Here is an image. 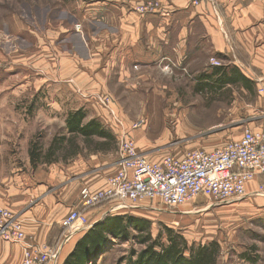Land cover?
<instances>
[{"label":"rangeland","instance_id":"1","mask_svg":"<svg viewBox=\"0 0 264 264\" xmlns=\"http://www.w3.org/2000/svg\"><path fill=\"white\" fill-rule=\"evenodd\" d=\"M64 1L67 0H0V147L16 154L17 162L10 164L20 166L26 171H32L40 163L41 169L46 171L47 166L42 163L50 162L41 160L36 164H32L31 161L28 163L26 144L30 149L31 142L38 141L43 155L55 136L67 137L66 133L59 130L61 126L59 122L51 124L50 120H47L49 115L43 114L41 110L31 112V107L35 103L37 105L41 103L38 98L32 100L33 95H38L44 89L50 91L49 83L66 84L62 80H56L60 78H54L49 67L54 60L61 61L63 52L61 49L67 45L68 40L72 46L75 45L73 37H80L86 43L85 46L89 47L90 53L96 57L104 56L95 54L103 51L108 55L107 50L99 52L97 47L107 44L112 39L111 31H103V25L99 22L90 19L79 23L72 21L63 10L61 4H64ZM204 1L213 2L187 0V3L195 7ZM165 4L162 0H140L132 8L141 16H152L163 11ZM62 28L69 31V38L63 40ZM74 50L77 54L84 52L75 46ZM66 58L70 59V56ZM212 63L219 65L220 62L212 59ZM191 67H186V71L188 72ZM128 68L130 70L128 73L134 74L132 81H136L130 84V90L124 88L123 83L117 85L113 82L117 70L109 72L112 76L106 85H109L112 92L114 90L116 97L104 91H86L82 86L79 89L74 88L76 91L73 89L84 102L90 101L87 105L96 111L98 117L92 120L99 123L108 137L87 140L78 136L73 137L74 143L79 144L81 149L77 153L80 151L85 159L97 153L103 154L97 155L98 158L91 162L93 166L117 158L116 162H112L117 165V170L110 176L120 168L118 159L121 144L130 143L148 161L156 162L164 156L180 157L188 150L221 146L229 139L238 138L245 128L258 129L255 127L256 124L257 126L261 124V128H264V115L255 111L253 93L252 97L244 96L235 85L218 93L222 95L218 97L211 93V90L200 93L196 78L181 74L186 73L185 67H182L183 69L180 67L178 74H170L167 67L154 62H138ZM259 91L264 93L263 88ZM11 92L25 93L26 97L3 96ZM263 104L264 98L259 99L258 105ZM9 106H13L14 109L11 111ZM78 110L84 112L86 117L84 108ZM260 116L262 117L257 120L256 118ZM140 121L142 123L137 125ZM135 130L143 131L142 135L134 138L132 134ZM150 139L153 141L152 145L149 144ZM62 145V148L54 149V156L51 158L61 157L62 160L57 162L65 165L68 160L74 158L70 156H75L73 151L77 149L71 148L69 142ZM89 170L90 173L97 169ZM255 184L257 185L253 190L260 187L263 190L223 205L202 197L191 204L173 208L167 207L159 199L133 202L116 198L86 208L79 200L81 208L74 209L86 216V222L83 229L77 232L83 231L80 235L82 236L94 223L108 215H132L148 221L152 238L161 233L163 242L165 229L170 228L181 234L187 245L197 247L211 242L218 243L220 250L215 264H264V177ZM94 209H98L99 212H95L97 214L93 218L89 217L87 211ZM102 212L103 216L93 220ZM12 216V222L20 224L23 229L20 215L12 213ZM60 227L61 231L56 234L55 243L43 242L46 247L56 251L55 257L45 264L56 260L58 262L59 248L76 238L75 233L69 235L70 232L64 230L62 220ZM129 233L127 240L111 238L108 246L88 264H127L128 261H133L135 256L131 255L144 245L138 241L140 238L135 231L129 229ZM33 243L42 244L36 241ZM243 253L249 258L256 256V262L242 259L240 255Z\"/></svg>","mask_w":264,"mask_h":264},{"label":"crops","instance_id":"2","mask_svg":"<svg viewBox=\"0 0 264 264\" xmlns=\"http://www.w3.org/2000/svg\"><path fill=\"white\" fill-rule=\"evenodd\" d=\"M138 1L67 0L61 4L72 21L94 20L103 25V31H111V41L97 47L99 52L107 50L108 55L103 51L95 54L104 56H93L86 43L76 36L72 38L73 45L84 51L77 54L68 40L61 49V61L54 60L49 67L52 76L66 84L49 83L50 91L44 89L38 95H33L32 100L38 98L41 103L31 105V112L41 110L49 115L47 120L51 124L59 122V130L68 137V113L84 108V121L98 118L96 111L87 105L90 101L84 102L76 94L77 88L82 86L86 91H104L116 97L114 90L112 92L106 85L112 76L109 75L110 71H118L114 73L113 82L117 85L123 83L124 88L130 90V84L136 81H132L134 74L128 73V67L138 62H154L167 67L170 74H178L180 67H185L186 71V67L192 66L188 72L181 74L195 77L200 93L211 90L219 97L222 95L218 93L234 85L244 96L252 97L253 93L255 111L264 115V104L258 105L259 99L264 98V93L259 91L260 88L264 90V0H213L212 3L204 1L195 7L190 6L187 0H162L166 3L163 11L152 16H141L133 10ZM61 37L63 40L69 38V31L62 28ZM66 56H70V59ZM212 59L219 61V65L213 64ZM22 94L11 92L3 96L26 97L25 93L24 96ZM256 97L259 99L256 100ZM9 109L12 111L14 107L9 106ZM257 125L255 127L261 128V124ZM142 133L135 130L132 136L136 138ZM152 142L150 139L149 144L152 145ZM26 146L29 163V147ZM76 149L75 156H70L74 158H66L68 163L65 165L57 162L62 160L58 157L47 164L42 163L47 166L46 171L41 169V163L32 171H26L10 164L17 162L16 154L0 147V207L20 215L25 234L33 241L55 243L56 234L61 231V220L72 209L81 208L78 199L80 189L87 187L90 191H96L104 188L107 177L117 170V165L112 163L117 158L93 166L91 162L98 158L97 155L103 154L97 153L85 159L80 153L79 144ZM104 166L108 167L100 168ZM94 168L97 170L89 173V169ZM259 179L250 183L249 188L255 187ZM97 210H88V216L93 218L97 214L95 212H99ZM101 216L103 212L93 220ZM82 232H73L76 238L59 248L58 262L48 264H63ZM21 260L20 245L0 237V264H21Z\"/></svg>","mask_w":264,"mask_h":264},{"label":"built area","instance_id":"3","mask_svg":"<svg viewBox=\"0 0 264 264\" xmlns=\"http://www.w3.org/2000/svg\"><path fill=\"white\" fill-rule=\"evenodd\" d=\"M119 156L120 168L106 180L104 188L80 189L79 200L84 207L116 198L133 202L159 199L173 208L203 197L223 205L263 190H253L249 185L264 177V128H245L238 138L221 146L188 150L180 157L164 156L156 162L148 161L130 143L120 145ZM12 217L8 209L0 207V235L21 245L22 264H45L55 257V249L33 243ZM85 222L86 216L73 209L62 219V227L71 235L83 229Z\"/></svg>","mask_w":264,"mask_h":264},{"label":"trees","instance_id":"4","mask_svg":"<svg viewBox=\"0 0 264 264\" xmlns=\"http://www.w3.org/2000/svg\"><path fill=\"white\" fill-rule=\"evenodd\" d=\"M85 114L81 110L72 111L66 119L68 137L55 136L46 153L41 155L42 147L38 141H32L29 149L32 164L44 160L50 161L54 156V149L62 148L64 142L70 143L71 148H77L73 137H81L84 140L90 138L107 137L95 120L84 121ZM108 138V137H107ZM75 152V151H73ZM150 223L139 217L130 215H108L94 223L76 241L72 251L67 255L64 264H88L96 255L108 246L110 239H128L129 229L139 236L138 241L144 245L138 252L135 251L133 261L127 264H215L220 247L216 242L208 245H187L183 236L170 228L165 229V242L162 234L152 238L149 229ZM135 237V236H134ZM255 249V247H254ZM188 254L186 255V252ZM242 259L256 262L257 257L249 258L246 253L240 255Z\"/></svg>","mask_w":264,"mask_h":264}]
</instances>
